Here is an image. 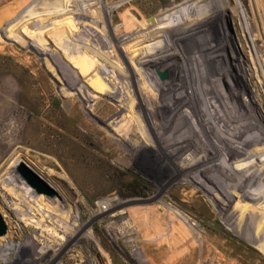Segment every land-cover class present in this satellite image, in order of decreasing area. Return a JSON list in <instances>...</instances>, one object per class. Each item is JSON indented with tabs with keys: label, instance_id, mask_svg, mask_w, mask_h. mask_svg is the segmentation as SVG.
Wrapping results in <instances>:
<instances>
[{
	"label": "rangeland",
	"instance_id": "1",
	"mask_svg": "<svg viewBox=\"0 0 264 264\" xmlns=\"http://www.w3.org/2000/svg\"><path fill=\"white\" fill-rule=\"evenodd\" d=\"M132 84L151 88L150 102L131 111ZM106 88L122 100L114 122L133 117L128 137L152 147L123 154L124 164L107 143L119 139L112 102L101 97L93 113L82 103ZM221 116L229 129L214 136L218 159L249 177L248 197L240 189L226 197L236 220L207 199L228 203L218 190L211 196L177 181L173 126L197 120L217 133ZM20 164L49 195L22 180ZM263 190L264 0H0V215L8 232L0 264H264V224L250 222H264ZM113 197L120 208L110 211L104 201ZM16 208L41 209L58 235L30 233L31 216L19 221ZM61 223L80 225V239L59 246L58 237L70 235Z\"/></svg>",
	"mask_w": 264,
	"mask_h": 264
},
{
	"label": "bare ground",
	"instance_id": "2",
	"mask_svg": "<svg viewBox=\"0 0 264 264\" xmlns=\"http://www.w3.org/2000/svg\"><path fill=\"white\" fill-rule=\"evenodd\" d=\"M143 35H144V33H143ZM155 49H158L159 50L160 48L157 45ZM168 65H170V63ZM166 82L167 81H165V82H160L159 81L160 87L164 89L165 88V85H166ZM64 85L67 86L68 89L74 90L73 87L70 85V83L67 82V83H64ZM94 85H96V84H94ZM99 85H101V84H99ZM106 85L108 87H110L109 84H105V86ZM154 86H156L155 83H154ZM104 87L102 86V89ZM134 87H135V89H134ZM141 87H142L141 89L140 88L138 89V86L136 87V85H133L132 84V86H131L133 92L135 93V95H134L135 96V99H134L135 104H134L133 101L131 103H128L129 106H130L129 108H130L131 111H132L131 107L132 108L134 107L136 109V103L138 101L150 102V100L146 97V95H149L151 86L148 88V84H147V86H146V84H143V85H141ZM100 90L98 91L99 93L96 92L97 94H99V98L94 97V99L91 100V101H89V102H86V101H84L82 99V101H83L82 103L83 104L85 103V109H87V111L89 113H93L94 112V108L97 106V103L99 102V100H101V97L102 98L104 97V98L108 99V101L112 102L111 108H109V110H112L113 113L109 117V120H112L111 121V123H112V129L114 130V132L116 133L117 138H119V139H112V138L110 139L109 137H108L109 139L107 137L106 138L108 139V142L107 143L110 142V144L112 143V144L116 145V150L118 151L117 153H119L118 155L121 156V157H116L115 158V162L118 163V164H120V163L121 164L122 163L124 164L127 161L125 160L126 157H124L123 154L129 153L128 156H132V155H135V156L138 155L139 156V154H143L142 153V150H143L142 148H149V149L152 148V147H148V146L147 147H143V146L141 147L142 144L141 145H138L130 137H128L129 136L128 134L130 132V130H129L130 128L129 127L131 126L132 120L134 119L133 117L131 118L129 116H125L126 118L124 119L122 117V119H120V122H118V123H115L114 122L118 117H120V109L122 107V103L120 101H122V100H118V97L115 95V92L114 91H110L109 89H107V91H108V95H107L105 93V89H104V92H101ZM160 93H162V92H160ZM72 96H73V94H72ZM162 96L165 97V95H163V94H162ZM169 96H170V94H169ZM116 109H119V110L116 112L115 111ZM154 113H156L155 110L151 114L153 115ZM130 114H131V112H130ZM223 118L225 119L226 122H221ZM90 122L93 125L92 127L97 128L96 127V124H94L93 121L90 120ZM89 123L88 122H85V124L90 129L91 126H89L90 125ZM198 123L199 122H197V120H194L192 122V125L189 128H184V127H181V126L179 128L178 126H173L174 127V130H173L172 135L175 137L174 142H175V146H176V148H175V156L177 158V162H178V166H179V173H180L179 174L180 175V178L178 177V180H177V181H179L178 183L182 184L183 186L184 185H191V184L193 185V184H195L196 187H197V185H198L199 188L203 189L205 191V193L211 194V196L215 194V191L216 190H218L219 193H221L226 198L228 196V194H229L228 192L229 191L231 192L232 189L233 190L240 189L241 190V193H242V196L243 197H248V194H250V189H248L246 186L248 185L247 183H248V178L249 177H247L246 179H243L240 176H236V170L232 166H229V165L226 166V165L223 164V161H221L220 159H218V156L221 157L222 148H220V141L219 140L216 141L214 139V136H218L219 135L218 133H220L221 129H223L224 131H228L229 128L227 129L226 124H229V120L227 121V119L224 116L222 118H220V119H218V118H215L214 119L215 127L217 128V133L215 132V130L214 131L213 130H210V128H206V127L199 126ZM219 125L221 126V128H218ZM91 129H93V128H91ZM218 130H219V132H218ZM125 138L128 139V141H127L128 143L127 144L126 143L125 144L123 143L124 140L122 142V139H125ZM229 141L231 142V146L237 147V145H238V147L244 152V149H243V147H241V144L240 143L233 142L232 140H229ZM97 142L100 143V139H98ZM190 142H192V145L191 146H190ZM223 146H225V145H223ZM239 148H237V150H235V149L232 150V151H234L233 153L235 154V152L237 151V155H238L239 152H240V149ZM111 149H112V147H111ZM213 149L215 151H213ZM105 152H110V151H107L106 150ZM209 157H211L210 160H209ZM234 157H236V156H234ZM18 162L19 161L17 160L13 164V166L11 167V169L8 172L9 174L10 173L11 174L14 173V167H16V165L18 164ZM227 162H229V161H227ZM248 165L250 166V164H248ZM141 168H143L144 170H150L148 168V164L146 162L142 164V167ZM219 171H221V173ZM246 171L250 172L249 173L250 175L254 174V170L253 169L252 170H249L248 166L246 167ZM211 172L213 174H211ZM256 172H257V170H256ZM162 175H164L163 172H160L159 171V175L158 176H162ZM225 176L231 178L232 179V183L226 184L227 182L224 179H227V178H224ZM208 183L211 184V186L208 185ZM250 185H251V183H250ZM28 190L30 191V194H32L31 190L30 189H28ZM11 195H8V196L10 197ZM37 196H39V195H37ZM217 197L216 196H213L211 198L208 197L207 199L209 200V202L211 203V205L215 209H217V210L219 209L220 213L222 211V215L225 216L228 220L229 219H233L234 220L235 219V216L233 214H230L229 212L226 213L227 211L224 208V207H227L228 208V206H230L229 205L230 200L228 199L229 197L226 198V200L228 199V203L225 202V201H223L220 198H217ZM216 199L219 201V203H216ZM11 200H15L14 195L11 196ZM261 201H262V199H261ZM28 202H30V201H28ZM104 203L109 207L110 211H112V210L114 211V209L117 210V209L120 208V207L116 208V205L119 202H118V200L115 197L106 199L104 201ZM220 204H221V207H220ZM230 204H231V202H230ZM123 205H125V204H123ZM3 207L6 208V206H4V204H3ZM121 207H123V206H121ZM167 207H165V208L168 209V210H170V211L171 210L173 211V208H171V207L167 208ZM34 209H32V208L30 209L29 208V209H25V210L22 211L21 209L20 210H17V208H16L15 215L19 218V221H21V222L24 221L23 218L26 217V215L31 216V218L29 220H25L26 225H31V224L34 225V227L32 226V229H31L32 231L30 233H32V232L33 233H36L35 230H37V231H39V233L41 232V234H46L47 233V235H52L54 237L57 236L58 235L56 233L57 230H55V229L54 230L53 229H49L47 226L44 225L45 223H47L46 219L48 218V216L45 217L41 213V209H39V208H34ZM255 209H259V208L255 207ZM37 213L41 214V216H39ZM176 213L177 212H175V214ZM120 214H122V212ZM36 216H39V218L40 219L42 218L43 220L42 219L41 220H36ZM177 216L179 217V219L181 221L184 222V219L185 218L182 215H179L177 213ZM185 221H186V219H185ZM230 221L232 222V220H230ZM250 222H251V226L252 227H260L262 224H264V222L262 220H260L257 215L250 216ZM234 223L235 222L233 221L232 224H234ZM191 226H193V225L191 224ZM191 226H189V227L186 226V227L187 228H190ZM57 227L60 228V230L62 231V233H65V234L67 233L68 234L70 232L69 233L70 235H68V236H66V235L63 234V235H61V236L58 237L57 240L59 242L61 241V243L59 244V246H62L64 243H67V242H69V243L72 242L73 243V242L77 241L78 239H80V234H81V231H82V227H80V225L74 226V227H72V229H70V228L64 226V224L61 223ZM184 229H185V227H184ZM7 237H8V232H7L6 236L0 238V240H6ZM33 239L35 240V238H33ZM254 245H256L257 247H260L261 248V246L259 244H257V243H255ZM262 250L264 251V249H262Z\"/></svg>",
	"mask_w": 264,
	"mask_h": 264
},
{
	"label": "water",
	"instance_id": "3",
	"mask_svg": "<svg viewBox=\"0 0 264 264\" xmlns=\"http://www.w3.org/2000/svg\"><path fill=\"white\" fill-rule=\"evenodd\" d=\"M159 77L164 78L162 74L158 73ZM17 172L26 184L36 191L37 195H49L50 191L40 187V180L23 164L17 168ZM7 234V227L0 215V238Z\"/></svg>",
	"mask_w": 264,
	"mask_h": 264
}]
</instances>
